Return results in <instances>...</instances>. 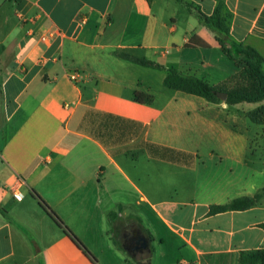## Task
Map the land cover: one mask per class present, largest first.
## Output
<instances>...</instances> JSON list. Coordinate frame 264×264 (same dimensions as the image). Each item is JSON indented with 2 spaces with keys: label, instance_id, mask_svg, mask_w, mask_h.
<instances>
[{
  "label": "crops",
  "instance_id": "crops-1",
  "mask_svg": "<svg viewBox=\"0 0 264 264\" xmlns=\"http://www.w3.org/2000/svg\"><path fill=\"white\" fill-rule=\"evenodd\" d=\"M163 1L0 0V264H94L33 192L98 264H153L156 246L172 251L160 264H239L264 249V198L209 215L264 190V148L237 123L249 111L171 90L167 71L120 57L213 86L239 72L195 14L181 25ZM220 2L236 52L264 57V0L181 3L211 15Z\"/></svg>",
  "mask_w": 264,
  "mask_h": 264
},
{
  "label": "trees",
  "instance_id": "trees-1",
  "mask_svg": "<svg viewBox=\"0 0 264 264\" xmlns=\"http://www.w3.org/2000/svg\"><path fill=\"white\" fill-rule=\"evenodd\" d=\"M183 2L184 0H176ZM189 10L195 14L199 20L213 31L221 46L222 51L239 68V72L224 84L213 86L207 81L196 76H185L175 68H166L163 65L147 58L137 57L129 53H120V57L134 64L167 71L164 85L174 91H180L189 95H194L206 99L212 103H221L217 92L228 94L226 103L235 106L242 103H257L259 107L247 113L251 122L258 126H264V57L261 53L250 46H241V50L236 52V47L230 38V24L228 16L224 12V4L220 2L215 11L208 15L192 4L187 3ZM188 48L207 47L203 41L191 40L187 44ZM239 59L241 60L239 62ZM244 64L245 67H242ZM228 85H235L233 89H227ZM134 100L139 103H152L153 96L136 93ZM40 205L54 219V221L64 229L67 236L80 248L84 254L94 263L97 259L84 246L82 241L65 225L55 211L46 204L35 192ZM264 198V190L253 197H239L224 205H212L209 215H217L230 211H246L255 207ZM239 264H264V249L243 252L240 256Z\"/></svg>",
  "mask_w": 264,
  "mask_h": 264
},
{
  "label": "rangeland",
  "instance_id": "rangeland-1",
  "mask_svg": "<svg viewBox=\"0 0 264 264\" xmlns=\"http://www.w3.org/2000/svg\"><path fill=\"white\" fill-rule=\"evenodd\" d=\"M164 4L163 0H158V3ZM171 10L170 13L175 12L176 13V17L179 19V23L185 24V21H189L190 19V13L193 14L189 9L187 10L185 8V6L181 3L178 2L176 0H171ZM158 5H156L157 7ZM169 12V11H168ZM196 58V56H195ZM241 60L239 59V62ZM242 67H245L244 64H241ZM235 85H228L227 89H233ZM260 104L257 103H242L241 105L232 107V109H236V110H240V111H253L255 109H257L259 107ZM233 109V110H234ZM237 115V114H236ZM238 124L240 123V127L242 129H247V132L250 134V138L252 140V144H254L255 148L259 149V147H263L264 148V126H258L255 125L251 122V120L248 118V116H242L240 120H238L237 122ZM258 134L261 137H258ZM255 162V161H254ZM256 163L257 167H260V163ZM171 246V245H169ZM157 248V253L153 259V264H160V263H166V260L170 257V254L172 253V251L170 250V248H160L159 246H156Z\"/></svg>",
  "mask_w": 264,
  "mask_h": 264
},
{
  "label": "built area",
  "instance_id": "built-area-1",
  "mask_svg": "<svg viewBox=\"0 0 264 264\" xmlns=\"http://www.w3.org/2000/svg\"><path fill=\"white\" fill-rule=\"evenodd\" d=\"M44 41H46V38H43ZM70 79L72 81H77L79 79V74L78 73H74V74H70ZM17 193L20 194L21 198L20 199H17ZM13 197L16 199V200H22L24 198V194H22L21 192H17V191H13Z\"/></svg>",
  "mask_w": 264,
  "mask_h": 264
},
{
  "label": "water",
  "instance_id": "water-1",
  "mask_svg": "<svg viewBox=\"0 0 264 264\" xmlns=\"http://www.w3.org/2000/svg\"><path fill=\"white\" fill-rule=\"evenodd\" d=\"M217 96L220 98V100L226 102L228 98V94L225 92H217Z\"/></svg>",
  "mask_w": 264,
  "mask_h": 264
},
{
  "label": "flooded vegetation",
  "instance_id": "flooded-vegetation-1",
  "mask_svg": "<svg viewBox=\"0 0 264 264\" xmlns=\"http://www.w3.org/2000/svg\"><path fill=\"white\" fill-rule=\"evenodd\" d=\"M141 244H142V243H141ZM143 247H144V246H131L132 249H136V248H138V249H137L138 251H142V250H143Z\"/></svg>",
  "mask_w": 264,
  "mask_h": 264
},
{
  "label": "clouds",
  "instance_id": "clouds-1",
  "mask_svg": "<svg viewBox=\"0 0 264 264\" xmlns=\"http://www.w3.org/2000/svg\"><path fill=\"white\" fill-rule=\"evenodd\" d=\"M20 198H21L20 194H19V193H17V199H20Z\"/></svg>",
  "mask_w": 264,
  "mask_h": 264
}]
</instances>
